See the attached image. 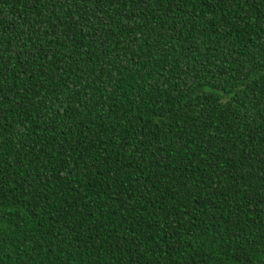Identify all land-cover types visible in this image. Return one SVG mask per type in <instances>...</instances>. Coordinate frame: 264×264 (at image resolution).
Returning <instances> with one entry per match:
<instances>
[{
	"label": "trees",
	"instance_id": "obj_1",
	"mask_svg": "<svg viewBox=\"0 0 264 264\" xmlns=\"http://www.w3.org/2000/svg\"><path fill=\"white\" fill-rule=\"evenodd\" d=\"M0 264H264V0H0Z\"/></svg>",
	"mask_w": 264,
	"mask_h": 264
}]
</instances>
